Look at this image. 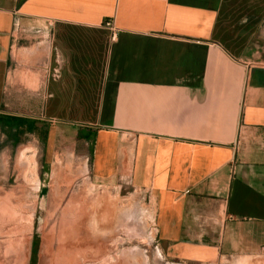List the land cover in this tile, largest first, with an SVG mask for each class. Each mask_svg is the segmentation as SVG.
Listing matches in <instances>:
<instances>
[{
    "label": "crops",
    "instance_id": "1",
    "mask_svg": "<svg viewBox=\"0 0 264 264\" xmlns=\"http://www.w3.org/2000/svg\"><path fill=\"white\" fill-rule=\"evenodd\" d=\"M11 111L92 136L91 184L148 202L167 258L264 252V0H0Z\"/></svg>",
    "mask_w": 264,
    "mask_h": 264
},
{
    "label": "rangeland",
    "instance_id": "2",
    "mask_svg": "<svg viewBox=\"0 0 264 264\" xmlns=\"http://www.w3.org/2000/svg\"><path fill=\"white\" fill-rule=\"evenodd\" d=\"M10 114L52 127L40 113ZM65 137L53 148L26 133L14 145L0 127V264H264V252L211 262L167 258L148 202L93 186L79 154L87 146L77 141L74 149Z\"/></svg>",
    "mask_w": 264,
    "mask_h": 264
},
{
    "label": "trees",
    "instance_id": "3",
    "mask_svg": "<svg viewBox=\"0 0 264 264\" xmlns=\"http://www.w3.org/2000/svg\"><path fill=\"white\" fill-rule=\"evenodd\" d=\"M0 127L7 128L12 133V137L15 143L14 145L18 144L21 135L26 133L38 132L44 147L47 146L49 127L46 125H42L41 127H39L38 121L36 120L17 116L0 115ZM83 133L84 132L82 130H78L77 141L92 140V136L87 133ZM32 263L35 264V260H33Z\"/></svg>",
    "mask_w": 264,
    "mask_h": 264
},
{
    "label": "built area",
    "instance_id": "4",
    "mask_svg": "<svg viewBox=\"0 0 264 264\" xmlns=\"http://www.w3.org/2000/svg\"><path fill=\"white\" fill-rule=\"evenodd\" d=\"M106 27L111 31L112 33V40H116L117 38V31L116 28L114 27L113 21H109L106 23Z\"/></svg>",
    "mask_w": 264,
    "mask_h": 264
},
{
    "label": "bare ground",
    "instance_id": "5",
    "mask_svg": "<svg viewBox=\"0 0 264 264\" xmlns=\"http://www.w3.org/2000/svg\"><path fill=\"white\" fill-rule=\"evenodd\" d=\"M36 190H37V187H36ZM134 220V219H133ZM141 258V257H140ZM250 262V261H249ZM245 263V261L243 260V262H241L240 264H244Z\"/></svg>",
    "mask_w": 264,
    "mask_h": 264
}]
</instances>
